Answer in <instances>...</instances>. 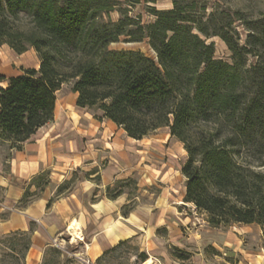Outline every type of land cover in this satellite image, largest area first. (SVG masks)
<instances>
[{
  "label": "trees",
  "instance_id": "1",
  "mask_svg": "<svg viewBox=\"0 0 264 264\" xmlns=\"http://www.w3.org/2000/svg\"><path fill=\"white\" fill-rule=\"evenodd\" d=\"M119 3L0 0V45L16 53L33 48L39 59L37 68L0 76V147L18 149L49 123L56 92L69 83L76 106L127 136L166 128L182 142L184 200L206 212L211 225L258 224L264 234V171L256 169L264 165V57L257 49L264 27L235 11L231 20L243 18L247 30L239 46L229 23L218 25L216 10L197 13L172 0V8L150 7L154 19L142 23ZM212 35L227 44L234 62L214 58ZM120 36L146 39L155 56L111 50ZM250 56L256 60L248 66Z\"/></svg>",
  "mask_w": 264,
  "mask_h": 264
},
{
  "label": "rangeland",
  "instance_id": "2",
  "mask_svg": "<svg viewBox=\"0 0 264 264\" xmlns=\"http://www.w3.org/2000/svg\"><path fill=\"white\" fill-rule=\"evenodd\" d=\"M181 5H193L187 8L197 13L216 10L218 25H230V33L238 41L239 46L245 45L247 30L244 19L231 20L235 11L250 13L257 20V24L264 27V0H177ZM127 10L132 17L140 16L142 23H149L154 15L149 12L150 7L157 10L172 8V0H154V2L139 0L130 2L120 0L118 4ZM204 7V8H202ZM110 18L116 21L119 17L117 10L110 12ZM106 19V16H104ZM228 29V28H227ZM125 36H120L118 42L109 45L111 50H124L141 52L148 56H155L147 44L146 39L136 42H126ZM207 42L214 44V58L229 63L234 62L232 52L227 44L218 35L207 38ZM257 49L264 57V44L259 43ZM243 54V51H241ZM256 57L248 58V66ZM39 65L38 55L33 48L23 53H16L8 45H0V76L16 75L24 68ZM247 66V67H248ZM5 86L0 82V87ZM56 113L50 125L52 132L60 133L73 148L78 147L81 152L86 151L87 157H96L94 147L102 145L90 138L89 130L92 123L98 119L94 117L95 111L80 109L75 104V93L70 90L69 83H63L56 92ZM123 135V134H122ZM122 137V136H121ZM144 139L143 148L147 156L130 165L129 169L114 179L108 193L113 195L125 192L129 197H136L123 207L122 212L128 213L135 202H148L156 195L159 189H169V197L176 202L175 216L185 218L178 223V228L172 225L169 231L166 223L157 229V234L163 237L162 245L153 246L152 249L158 257L157 264H264V234L258 224L243 225L238 223L220 224L213 226L208 222V215L196 209L191 202L184 200L185 177L180 168L187 158V152L179 143L168 137L167 129L161 128ZM108 140V139H107ZM110 140V139H109ZM264 143V139H263ZM153 149V150H152ZM151 150V151H149ZM76 151V150H75ZM79 152V151H78ZM142 153V152H139ZM98 163H106L108 153L102 149L97 154ZM11 150L5 146L0 147V163L2 172H8ZM264 161V149L261 155ZM256 169L264 171V165ZM161 172V176L159 175ZM84 171H72V176L64 184L72 187ZM141 178V180H140ZM38 185H47L51 182L45 175L37 177ZM146 190V191H145ZM2 188L0 187V197ZM177 212V213H176ZM168 220L176 219L171 214ZM175 230L176 233H174ZM69 234H62L55 239L53 246L45 249L41 258L35 261L27 259L30 237L27 233L12 232L0 238V264H141L142 253H139L140 243H120L116 248L107 251L99 261H89L82 254L83 243L76 242ZM154 260V261H155ZM152 261L146 260L143 264Z\"/></svg>",
  "mask_w": 264,
  "mask_h": 264
},
{
  "label": "crops",
  "instance_id": "3",
  "mask_svg": "<svg viewBox=\"0 0 264 264\" xmlns=\"http://www.w3.org/2000/svg\"><path fill=\"white\" fill-rule=\"evenodd\" d=\"M55 113L56 103L53 118ZM52 122L53 119L40 127L18 149H11L10 160L5 161L6 174L0 163V238L12 232L27 233L30 237L27 259L35 261L62 234L72 236L67 227L76 220L81 229V238L76 242L82 241V254L89 261H99L120 243L138 242L143 257L140 263L151 259V264H157L155 259L161 256L154 253L152 245L157 247L163 242L157 229L168 223L170 231L172 225L178 228V222L185 219L174 215L177 203L169 197L170 190L159 189L151 201L135 202L128 213L122 209L136 197L125 192L116 196L108 193L114 179L147 156L143 148L145 137H129L111 120L98 119L91 124L89 136L102 145L96 144V157L88 158L86 151L73 148L60 133L52 132L49 125ZM168 137L183 146L169 133ZM102 149L108 157L106 163L99 164L97 154ZM78 169L84 175L72 187H65L64 182ZM40 175L51 182L38 185ZM169 214L176 219L168 220Z\"/></svg>",
  "mask_w": 264,
  "mask_h": 264
},
{
  "label": "bare ground",
  "instance_id": "4",
  "mask_svg": "<svg viewBox=\"0 0 264 264\" xmlns=\"http://www.w3.org/2000/svg\"><path fill=\"white\" fill-rule=\"evenodd\" d=\"M68 231L71 232V234L73 235V239H80L81 238V229H80V225L78 222H76V220H73L67 227ZM148 263H152V261H149Z\"/></svg>",
  "mask_w": 264,
  "mask_h": 264
},
{
  "label": "water",
  "instance_id": "5",
  "mask_svg": "<svg viewBox=\"0 0 264 264\" xmlns=\"http://www.w3.org/2000/svg\"><path fill=\"white\" fill-rule=\"evenodd\" d=\"M153 51V50H152ZM154 52V51H153ZM154 55H155V52H154Z\"/></svg>",
  "mask_w": 264,
  "mask_h": 264
}]
</instances>
